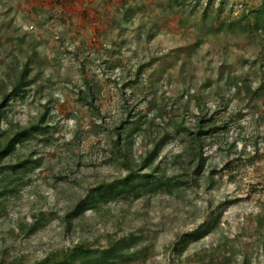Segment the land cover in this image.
Returning a JSON list of instances; mask_svg holds the SVG:
<instances>
[{
  "label": "rangeland",
  "instance_id": "obj_1",
  "mask_svg": "<svg viewBox=\"0 0 264 264\" xmlns=\"http://www.w3.org/2000/svg\"><path fill=\"white\" fill-rule=\"evenodd\" d=\"M262 1L0 0V71L30 56V65L41 74L37 91L34 87L27 99L9 105L3 121L8 126L35 117L47 98H53L58 127L41 141L40 150L47 157L56 154L54 161L61 158L53 167L30 171L17 191L0 188V258L30 261L58 246L108 233L112 221L129 223L137 216L156 235L146 264H171L175 259L170 257V243L201 224L204 230L183 254L237 234L249 240V227L259 220L264 223V107L259 119L251 107L254 100L236 97L229 107L234 118L224 130L236 142L213 147L210 154L213 162L229 159L233 175L217 167L213 188L202 184L197 191L162 199L147 191L135 202L96 195L84 203L90 188L115 171L96 145L103 133L88 123L78 89L93 90L110 122L132 119L144 126V104L152 97V85L173 98L188 86L204 95L225 83L232 85L236 77L249 73L258 57L249 27L264 23ZM209 104L203 101L201 106ZM182 121L170 107L166 117L153 120L154 130L170 132ZM148 142L145 137L135 150H143ZM162 147L192 163L189 138ZM37 210L47 212L45 225L32 233L15 232L32 226ZM251 239L252 264L261 263L264 244L259 235Z\"/></svg>",
  "mask_w": 264,
  "mask_h": 264
},
{
  "label": "trees",
  "instance_id": "obj_2",
  "mask_svg": "<svg viewBox=\"0 0 264 264\" xmlns=\"http://www.w3.org/2000/svg\"><path fill=\"white\" fill-rule=\"evenodd\" d=\"M262 4L264 11V0ZM249 31L258 54L249 73L236 77L232 85L225 83L214 93L204 95H199L188 86L181 95L173 98L158 93L152 85V97L144 104V126H139L137 121L132 119L110 122L99 103L95 101L93 90L78 89V101L87 108L85 115L88 123L99 126L103 133L101 136L104 138L99 137L96 145L102 148L108 164L115 171L110 178L90 188L88 198L82 202L85 203L96 195L135 202L147 191L153 198L162 199L179 192L197 191L202 184H206V189L213 188L217 167L228 168L229 175H233V168L226 162L229 159L213 162L210 149L220 144L225 148L230 147L236 142L235 139L230 141L225 131L227 123L234 118L228 109L235 103L236 97L241 101H256L255 106H251L256 111L255 118L259 119L262 115L264 23L250 26ZM30 62V56H26L22 64H14L0 71V188L8 187L11 192L17 191V185L25 183V177L30 171L42 165L53 167L61 159L54 161L56 154L49 153L47 157L40 150L41 141L54 133L53 128L58 127L54 111L57 102L53 98H47L42 111L35 117L16 125L6 126L3 121L9 105L27 99V92L34 87L37 91L41 74ZM42 67L43 63L40 69ZM49 90L52 88L49 87ZM183 100H186V103L183 104ZM203 101H210V104L203 107ZM170 107L174 110V116H183L181 125L178 123L170 132L164 130L160 133L154 130L153 120L166 117ZM86 133L89 134L88 131ZM156 136L157 141L154 140ZM145 137H148L150 143L148 142L146 148L141 151L135 150V146L142 143ZM186 138L193 144L192 163H187L180 155L169 154L162 147L170 140L178 139L184 142ZM77 153H80L79 149ZM215 154L220 155V148ZM74 164L78 168L81 166L79 160ZM33 215L35 223L32 226H26L22 230L16 228L15 232L32 233L38 225H45L48 218L46 211L37 210ZM105 223H108L107 215ZM109 225L111 228L108 233L58 246L48 254L30 261H24L18 256L6 259L2 257L0 260L5 259L3 264H134L136 261L146 264L148 255H152L154 251L156 240L149 223L143 217L137 216L129 223L121 221L115 224L112 221ZM204 227L205 225L201 224L186 231L170 243V257L175 259L170 258L171 264H252V256L248 251L253 243L252 236L259 235V242L264 244V223L259 220L253 226L254 233L250 232L253 228L249 227V240L237 234L232 239H224L199 252L187 251L183 254V248L188 247ZM258 264H264V261Z\"/></svg>",
  "mask_w": 264,
  "mask_h": 264
}]
</instances>
